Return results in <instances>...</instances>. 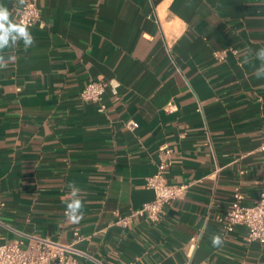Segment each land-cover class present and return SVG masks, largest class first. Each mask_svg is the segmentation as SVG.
Wrapping results in <instances>:
<instances>
[{
    "label": "crops",
    "instance_id": "0c3cea01",
    "mask_svg": "<svg viewBox=\"0 0 264 264\" xmlns=\"http://www.w3.org/2000/svg\"><path fill=\"white\" fill-rule=\"evenodd\" d=\"M18 24L15 0H0ZM34 43L10 32L0 48V240L69 245L79 264H264L247 231L217 218L240 187L260 191L264 143V0H40ZM234 50L225 62L214 52ZM248 61L245 63V61ZM113 82L107 111L85 103ZM172 103L176 111L168 112ZM131 127V129L129 128ZM207 131L209 134H207ZM210 138V140H209ZM172 149L170 184H192L153 226H116L154 199L146 180ZM84 202L70 223L68 184ZM223 243L213 247L211 237ZM198 240L197 248L190 242Z\"/></svg>",
    "mask_w": 264,
    "mask_h": 264
},
{
    "label": "built area",
    "instance_id": "2783aa9c",
    "mask_svg": "<svg viewBox=\"0 0 264 264\" xmlns=\"http://www.w3.org/2000/svg\"><path fill=\"white\" fill-rule=\"evenodd\" d=\"M15 1L20 4L17 9L19 25H25L28 29L35 26L44 27L40 0H24L23 4L19 0ZM230 53L236 52L230 49L214 52L213 56L215 60L225 62ZM109 88L116 90L117 86L113 82H92L83 88L80 99L85 103L98 105L100 112L104 113L107 111L104 97ZM167 110L173 113L176 111V106L169 103ZM129 128L131 129L130 126ZM259 151L263 154V164L257 200L248 204L241 188L236 187L229 209L217 220L226 233L230 234L237 228H244L247 231L246 241L249 244L257 243L264 246V143ZM160 152L158 171L146 180V188L154 193V199L129 216H118L116 226L126 229L139 219L156 226L161 221L165 208L174 201L183 199L191 189L192 184L176 185L167 181V170L172 165V149L164 145L160 148ZM85 240L78 229L75 230L73 242L69 245L36 236H27V243L19 240L2 243L0 240V264H79V258L84 254L77 247ZM197 245V239L190 242L191 249L197 248Z\"/></svg>",
    "mask_w": 264,
    "mask_h": 264
},
{
    "label": "clouds",
    "instance_id": "9594fccd",
    "mask_svg": "<svg viewBox=\"0 0 264 264\" xmlns=\"http://www.w3.org/2000/svg\"><path fill=\"white\" fill-rule=\"evenodd\" d=\"M21 4L24 0H19ZM11 13L9 9L3 5H0V48H3L7 42L10 32H15L19 36L25 39L26 47L31 46L34 43V38L30 34L28 27L25 25L13 24L9 17ZM2 59V57H0ZM255 59L260 61V66L256 69L254 75L258 78H264V47H261L255 52ZM248 61L246 60L245 63ZM6 64H0V69L6 68ZM71 199L67 202L66 216L70 223L76 224L83 218L84 202L80 198L81 189L75 184V182L69 183ZM213 247H219L223 240L219 234H213L211 237Z\"/></svg>",
    "mask_w": 264,
    "mask_h": 264
}]
</instances>
